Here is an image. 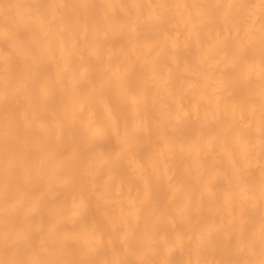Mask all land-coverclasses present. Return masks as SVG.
Listing matches in <instances>:
<instances>
[{
  "label": "bare ground",
  "instance_id": "bare-ground-1",
  "mask_svg": "<svg viewBox=\"0 0 264 264\" xmlns=\"http://www.w3.org/2000/svg\"><path fill=\"white\" fill-rule=\"evenodd\" d=\"M0 264H264V0H0Z\"/></svg>",
  "mask_w": 264,
  "mask_h": 264
}]
</instances>
